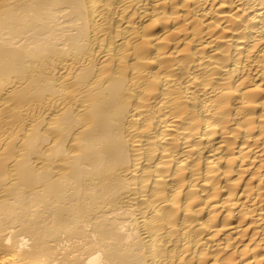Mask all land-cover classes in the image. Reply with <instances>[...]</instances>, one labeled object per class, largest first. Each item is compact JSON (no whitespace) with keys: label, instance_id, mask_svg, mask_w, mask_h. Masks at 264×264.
Returning <instances> with one entry per match:
<instances>
[{"label":"bare ground","instance_id":"obj_1","mask_svg":"<svg viewBox=\"0 0 264 264\" xmlns=\"http://www.w3.org/2000/svg\"><path fill=\"white\" fill-rule=\"evenodd\" d=\"M0 264H264V0H0Z\"/></svg>","mask_w":264,"mask_h":264}]
</instances>
